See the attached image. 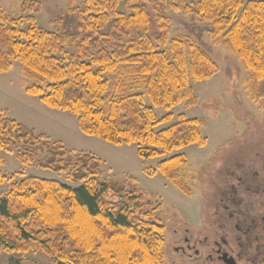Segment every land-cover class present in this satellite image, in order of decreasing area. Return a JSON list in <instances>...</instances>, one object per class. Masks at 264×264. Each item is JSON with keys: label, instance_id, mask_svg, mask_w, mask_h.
<instances>
[{"label": "trees", "instance_id": "obj_1", "mask_svg": "<svg viewBox=\"0 0 264 264\" xmlns=\"http://www.w3.org/2000/svg\"><path fill=\"white\" fill-rule=\"evenodd\" d=\"M84 0L61 11L55 28L37 24L39 0H24L26 17L0 10V74L20 61L32 82L26 93L49 107L76 116L80 130L115 145L137 144L143 159L164 156L193 144L204 146V118L166 110L195 106L191 80L206 81L218 66L188 35L170 38L168 0ZM208 24L214 44H223L249 72L248 92L264 100V0H198L183 10ZM26 27L23 28L22 25ZM68 49H72L68 53ZM18 147L17 159L63 173L66 181L25 176L0 197V246L9 253L42 252L53 264H164L166 226L156 215L160 203L129 182L103 175V161L10 117L0 106V149ZM1 162V161H0ZM184 153L168 157L157 170L191 196L182 177ZM156 171L149 172L154 174ZM0 170V184L8 181ZM14 178H11L13 180Z\"/></svg>", "mask_w": 264, "mask_h": 264}, {"label": "rangeland", "instance_id": "obj_2", "mask_svg": "<svg viewBox=\"0 0 264 264\" xmlns=\"http://www.w3.org/2000/svg\"><path fill=\"white\" fill-rule=\"evenodd\" d=\"M24 0H0V10L13 18L26 17L23 11ZM42 10L36 15L37 24L48 30L56 26L55 20L61 11L68 9L71 0H39ZM173 1V0H168ZM198 0H175L182 10ZM84 0H74V7L83 6ZM154 1L150 0V7ZM182 10L170 9L166 17L172 23L170 38L175 35H188L198 42L216 62V74L206 81L191 83L198 103L188 107L184 103L166 110L155 106L145 98V103L153 107L155 114L162 118L172 114L169 123L161 124L160 130L177 121L179 115L188 118H204L202 136L206 139L204 146L190 145L164 156L143 159L138 153L137 144L115 145L95 136L84 134L75 115L46 105L38 96L26 93L27 79L21 70L20 61L14 63L10 72L0 74V106L7 109L10 117L47 134L54 141H61L69 150L88 151L96 154L103 161V175L110 179L129 182L128 176L135 177L138 188L152 201L160 203L156 215L166 226L165 263L185 264L174 246L180 241V230L198 223L202 207L211 204L212 193L219 183L229 186L234 183L231 174L239 162L256 160L264 146V100L256 104L248 92L250 74L237 57L229 52L223 44H214L208 24L199 21L193 15ZM26 27L25 24L22 25ZM72 49H68L70 54ZM18 147L11 151L0 149V170L9 178L0 184V197L4 196L13 181H20L25 176L66 181L63 173L44 170L35 166H24L16 157ZM184 153L188 164L182 171V177L191 188V196L181 191L173 181L167 179L157 170L162 160ZM252 156V157H251ZM156 171L154 174L149 172ZM11 178H14L11 180ZM216 188V189H215ZM157 205V203L155 204ZM202 206V207H201ZM201 213V212H200ZM178 232H175V230ZM194 229V228H192ZM194 264V260H189ZM0 264H53L52 257L42 252L9 253L0 246Z\"/></svg>", "mask_w": 264, "mask_h": 264}, {"label": "flooded vegetation", "instance_id": "obj_3", "mask_svg": "<svg viewBox=\"0 0 264 264\" xmlns=\"http://www.w3.org/2000/svg\"><path fill=\"white\" fill-rule=\"evenodd\" d=\"M255 159L233 166L243 172L219 183L198 223L180 230L174 252L185 264H264V146Z\"/></svg>", "mask_w": 264, "mask_h": 264}]
</instances>
